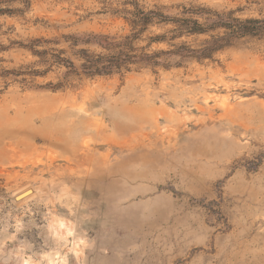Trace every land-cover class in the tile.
Listing matches in <instances>:
<instances>
[{
	"label": "rangeland",
	"instance_id": "1",
	"mask_svg": "<svg viewBox=\"0 0 264 264\" xmlns=\"http://www.w3.org/2000/svg\"><path fill=\"white\" fill-rule=\"evenodd\" d=\"M245 20L170 68L54 62L111 55L68 37L198 50ZM0 264H264V0H0Z\"/></svg>",
	"mask_w": 264,
	"mask_h": 264
},
{
	"label": "trees",
	"instance_id": "2",
	"mask_svg": "<svg viewBox=\"0 0 264 264\" xmlns=\"http://www.w3.org/2000/svg\"><path fill=\"white\" fill-rule=\"evenodd\" d=\"M141 15V18L139 19L143 23V26H146L148 23H150L152 19H158L159 21L164 23H179V20H176L175 18H170L168 16H162L158 12L141 13ZM235 22L237 23V27H235L234 29L228 28L231 32L226 34V36L206 41L203 43V46L198 50H189L186 49L184 45H181L175 50L171 51L154 52L151 54H138L137 50L133 49L132 47L120 50L119 47L122 46H120L119 44H111L109 42V38L105 36H86L81 40L80 38L76 37H68L73 41L71 44L72 47H76L79 44H93L110 52L111 55L107 57L93 56L88 54L86 50H78L76 51V55L81 60V64L78 68H76L71 61L61 59L57 56L54 57V62L66 67L67 76L74 75L79 72L80 74L86 77L110 76L124 71L129 72L134 66L140 68H170L171 66H176L178 64H172V62H170L168 59H173L174 57H179L180 59L194 58L198 60L210 58L216 52L229 46L230 38L232 37V35H235L236 38H239L253 34L254 30H250V28H246V26H255L258 24V21L256 20H245L241 22ZM183 28L189 35L205 32V30L201 27L200 24L197 23V21L187 20L185 21V26ZM211 28H225V26H223L222 23H213L211 25ZM133 37H135V35H133ZM159 41H162V38H160Z\"/></svg>",
	"mask_w": 264,
	"mask_h": 264
},
{
	"label": "water",
	"instance_id": "3",
	"mask_svg": "<svg viewBox=\"0 0 264 264\" xmlns=\"http://www.w3.org/2000/svg\"><path fill=\"white\" fill-rule=\"evenodd\" d=\"M30 191H31V190H27V191H24L23 193H20V194L16 195V196L14 197V200H15L16 202H19L20 200H22L21 198H23V196H25L26 194H28Z\"/></svg>",
	"mask_w": 264,
	"mask_h": 264
}]
</instances>
